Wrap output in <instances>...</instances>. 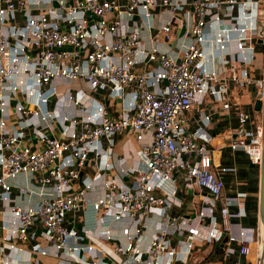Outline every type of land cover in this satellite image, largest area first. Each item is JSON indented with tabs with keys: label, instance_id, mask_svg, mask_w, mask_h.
<instances>
[{
	"label": "built area",
	"instance_id": "2783aa9c",
	"mask_svg": "<svg viewBox=\"0 0 264 264\" xmlns=\"http://www.w3.org/2000/svg\"><path fill=\"white\" fill-rule=\"evenodd\" d=\"M263 12L264 0H0V264L182 262L207 214L193 226L170 213L180 180L222 202L203 241L251 254L229 220L210 117L192 130L189 114L230 82L253 85L263 115L239 108L231 146L262 165L264 61L262 77L252 66ZM131 140L127 165L113 152Z\"/></svg>",
	"mask_w": 264,
	"mask_h": 264
},
{
	"label": "crops",
	"instance_id": "0c3cea01",
	"mask_svg": "<svg viewBox=\"0 0 264 264\" xmlns=\"http://www.w3.org/2000/svg\"><path fill=\"white\" fill-rule=\"evenodd\" d=\"M227 23V22H226ZM224 27H229L225 24ZM208 51L217 50L214 42L208 44ZM235 51V44H231ZM264 44L258 42L255 52V59L252 70L256 77L263 76ZM209 66L222 67L217 60L207 64ZM221 70V69H220ZM96 97L103 98L102 91H96ZM258 99L256 89L253 85L240 86L236 82H230L229 92L223 98L215 95H208L202 103L194 106L190 112V128L193 130L198 126L199 121L204 116L210 117L208 131L212 136L211 149L213 152V162L218 168V173L224 181L225 195L231 200L229 207L231 217L230 222L233 230L238 234L241 229H246L249 237L252 253L249 255L235 253L232 245L226 239L214 242H204L211 224L213 212L219 217L221 201L214 205L212 196L206 191L196 188H187L183 180L179 181V198L176 199L170 213L177 215L183 225H195L199 220L197 212L205 210L206 216L202 218V225L199 227L200 235L197 237L199 243L193 244L191 252L186 260L176 264H258V232L262 231L260 220V189L262 166L252 162L251 157L243 148L233 149L231 143L236 137V129L239 126V108L248 112L252 118L263 115L255 109ZM87 103L91 98H87ZM106 102V101H105ZM107 103V102H106ZM248 128L254 127L252 122ZM139 144L134 140L123 143L114 150V158H124L128 164L138 161L137 151ZM225 168L226 171H222ZM124 180L128 181L129 178ZM170 188V185H168ZM101 193V188L96 187ZM161 225L159 214H152L145 228V233L150 236ZM176 246V242H175ZM180 248V247H179Z\"/></svg>",
	"mask_w": 264,
	"mask_h": 264
},
{
	"label": "water",
	"instance_id": "95a60500",
	"mask_svg": "<svg viewBox=\"0 0 264 264\" xmlns=\"http://www.w3.org/2000/svg\"><path fill=\"white\" fill-rule=\"evenodd\" d=\"M258 29H259V36H260L258 42L261 44V43H264V21L259 22ZM262 108H263V100L261 98H258L255 104V109L261 112ZM261 166H262V177H261V189H260V220L262 223V231H263V246H262L261 264H264V161Z\"/></svg>",
	"mask_w": 264,
	"mask_h": 264
}]
</instances>
